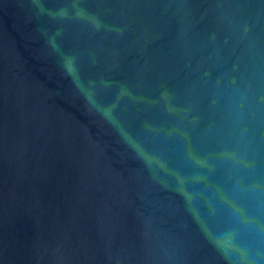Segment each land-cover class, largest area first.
Segmentation results:
<instances>
[{
    "label": "water",
    "instance_id": "obj_1",
    "mask_svg": "<svg viewBox=\"0 0 264 264\" xmlns=\"http://www.w3.org/2000/svg\"><path fill=\"white\" fill-rule=\"evenodd\" d=\"M0 264H264V0H0Z\"/></svg>",
    "mask_w": 264,
    "mask_h": 264
}]
</instances>
